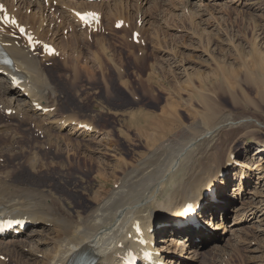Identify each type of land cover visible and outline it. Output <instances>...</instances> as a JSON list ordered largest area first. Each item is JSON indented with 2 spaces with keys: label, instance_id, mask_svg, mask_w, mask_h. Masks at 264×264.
Returning <instances> with one entry per match:
<instances>
[{
  "label": "rangeland",
  "instance_id": "obj_1",
  "mask_svg": "<svg viewBox=\"0 0 264 264\" xmlns=\"http://www.w3.org/2000/svg\"><path fill=\"white\" fill-rule=\"evenodd\" d=\"M58 1H54L53 6L57 10L53 14L51 9L40 14L39 8L34 6H25L28 9L18 13L32 29L38 26L36 31L40 32L41 37L54 44L60 52L59 58L47 59L49 61H43L44 58L37 54L47 78L46 85L57 98L45 102L55 108L53 117L42 115L46 114L43 111L32 112L33 120H26L23 124L12 119L7 123L12 124L8 128L11 130L0 131V151H3L0 172L5 171L0 173L1 176L8 177L12 189H26L30 185L40 187L62 201L70 213L85 214L88 211L85 206L97 204L113 189L123 188L128 194L132 192L130 189H152L168 175L175 161L181 164L189 162L192 143V147L197 145L200 179L205 182L202 188L189 194L197 197L196 200H202L216 189L225 193L222 196H227V204L219 209L217 220L212 222L207 218V221H211L212 235L208 228L206 235L211 236V240L205 243L200 239L191 241L186 238V251H182L175 248V243H171V237L165 233L159 238L157 252L168 253L162 259L167 262L181 255L180 262L184 261L185 264H264V152L254 155L251 152L249 157L247 152L264 143V103L256 92L250 91L253 88L250 85L254 82L246 76L264 72V0H120L97 6L84 4L83 7L100 10L105 25L112 11H124L123 16L129 19L127 32L115 30L114 25L106 26L103 34L107 50L102 64L94 61L98 49L93 40L97 37L92 34L89 40L86 38L91 47H84L81 41L88 33L78 30L76 25L70 26L74 23L72 13L66 16L62 27L52 24L61 22L57 15L62 11L56 4ZM65 1L76 4L72 0ZM47 23L48 26L44 28ZM68 27L71 32L67 33ZM133 28L141 30L142 44L132 41ZM77 35L82 38L77 39ZM73 42H79L80 46H74ZM169 60H173V65ZM223 67H231L233 73L228 70L221 72ZM214 74H218V81L226 87L227 81L234 86L218 89L212 85L217 82L213 80ZM223 74L232 76L224 78ZM198 75H202V78H198ZM207 76L211 78L205 83L207 88L203 92L226 112L225 119L240 124L230 137L227 134L231 128L227 127L223 118L221 124L226 128H221L216 137L203 139L204 133H207L204 130L207 129L202 125L200 127L199 117L196 116L203 114L202 101L196 88ZM9 84L12 91H17L10 81ZM231 95L236 96L237 106L232 104ZM21 97L30 104L29 96ZM247 99L256 104L255 108L245 102ZM45 103L42 104L47 106ZM71 117L75 119L73 122L90 123L96 131H92V127L90 134L75 133L71 129L75 126L70 124ZM63 118L67 120L59 122ZM7 121L2 115L0 123ZM36 123L44 124L42 126L45 128L58 126L60 129L50 132L49 136L40 133L37 139L31 129ZM39 124H36L38 128ZM36 125L33 129H36ZM39 131L43 130L39 128ZM218 138L228 139L233 152L232 162L227 164L228 170L218 174L216 182L212 179L214 181L207 183L210 174L220 164L205 160L213 156L222 144L219 143L222 139ZM11 139L19 143L13 145ZM13 149L14 153L11 152ZM184 153V156H179ZM225 160L226 155L223 156L222 165ZM238 160L252 169L243 168L246 173L249 171L251 183L243 185L241 190L238 173L242 168L235 169ZM70 161L81 164L83 170L80 172L77 169L71 174L68 171ZM144 163L148 169L142 165ZM183 172L178 171L175 177L182 178ZM102 174L103 178L100 177ZM127 180L132 185L124 187ZM204 189L208 191L204 193ZM167 191H160L161 205L166 203ZM124 196L116 211L119 206L120 210L132 203V199L127 200ZM184 203L181 200L174 206L180 214L184 213ZM170 213L171 210L161 207L153 211L152 217L165 218ZM218 223L219 229H216ZM167 224L173 223L162 224L160 227L165 228L159 230L167 231ZM37 225L30 226L33 227V240L25 237L24 244L20 242V236L14 238L17 242L8 248L15 252L11 264L46 262L49 243H53V237L57 235L53 231L56 224L50 223L49 227ZM41 228L43 232H38L37 229ZM37 233L42 236L36 237ZM46 239L47 243L44 242ZM7 240L0 238L1 242ZM132 242L138 248L134 239ZM53 247H57V243H53ZM173 247L175 249H171ZM192 249H196L193 254L190 253ZM3 256L7 255L3 253Z\"/></svg>",
  "mask_w": 264,
  "mask_h": 264
},
{
  "label": "bare ground",
  "instance_id": "obj_2",
  "mask_svg": "<svg viewBox=\"0 0 264 264\" xmlns=\"http://www.w3.org/2000/svg\"><path fill=\"white\" fill-rule=\"evenodd\" d=\"M0 1L9 7V10L12 14L17 16L19 11H22V9H28L31 6L39 8L40 14L45 13L49 9H52L51 6L50 7L46 6V4L41 0H0ZM53 1L54 0H52L51 2L49 0V2L51 3H53ZM59 1L61 4L60 9L62 10V11L60 10L61 14H59V17L61 18V22L59 24L60 26L65 24L66 14L69 15L72 13L74 15L73 17L75 23L77 21L75 18V13L77 11L82 12L79 10V8H86L83 7V5L89 4V3L86 4V2L82 0H72L76 4H72V2H67L65 0H59ZM113 1L117 2L120 0H111L106 3L102 2L98 5L110 4ZM236 1H241V0H236ZM184 4L187 5V2H184ZM95 5L97 6V4H94L93 6ZM25 6H27L28 8H25ZM77 6L78 8H76ZM15 9H17V11H15ZM122 12H119V10L118 12L112 11L111 14H109L108 24L106 26L107 27H109L110 25L115 26V24H117L120 21H124L125 24L128 23L129 19H127L125 15L123 16ZM112 19H114L113 23H112ZM21 22L26 24L24 21ZM130 23L133 24L131 21ZM75 25L77 26V24ZM102 30H103V25L101 24V28L98 27L97 29V34L94 33L97 38L93 40L95 44L94 46H96L98 49V52L94 54V61L96 60L100 64H102V57L106 53L105 50H107L106 49L107 46L105 47L104 44L106 37H104L105 33L103 34ZM135 30L138 31L137 29ZM99 31H101L100 34ZM120 31L127 32L126 26L122 27ZM36 34L38 36L40 35L38 31H36ZM76 37L77 39H79L81 36L77 35ZM86 38L89 39V34L87 35V37L85 36L81 42L84 47L89 48L90 45L88 44ZM0 40L4 45V47L6 48V50L9 52V54L15 60V64L12 68L0 67V69L4 70L3 73H0V119L2 118V112H4L5 119L7 118L8 120L7 122L0 123V131H6L8 128H10L9 124L7 123L12 119H16L19 123H23L24 121L33 118L32 114L36 110V108L32 105L34 102H38L37 105H42V103L49 102V100L50 102L51 100L55 101L57 97H55L54 91L48 88L47 87L48 85H46L47 78L45 77V74L42 71V61L41 59L40 60L38 59L37 54L30 53L29 51H27L25 49L24 44H22L20 41H16L12 39L7 32L0 31ZM73 43L74 46L76 45L80 46L79 42H73ZM78 57L79 56L77 55V59ZM42 58H45L47 60L49 57L47 55H43ZM50 60H53V58ZM169 63L173 65V60H169ZM227 70L233 73L231 67L221 68V72ZM253 74L255 76L246 75L252 80V82H254L253 85H250L251 87H253L250 88V91L256 92L261 97V100L264 103V72L262 74H258L256 72ZM214 75L215 78L213 80L217 82L215 83V85L214 84L212 85L217 87L218 89H223L227 87L232 88V86H234L231 84V82L229 83L227 81V87H226L225 85H223L221 81H218L219 79L217 77L218 74H214ZM223 75L224 78H226L227 75L232 76L230 74H223ZM198 78L201 79L202 75H198ZM210 78L211 76H207L204 79V81L200 82L199 88H196L198 97H200L202 101L201 105L203 110V114L198 113L196 116L199 117L200 127L202 125L204 126V128L207 129V131L204 130V132L207 133H204L203 139L208 137L209 138L216 137L217 135L216 133H219L221 128L224 127L226 128V125L229 129L231 128V131L229 132V134H227V137H230L235 132L234 128L239 126L240 124L239 122L237 123V122L228 121L231 119L228 120L225 119L224 113L226 112H224L223 109H220L216 101H212L211 99H209L208 95H206L203 92V90L207 88L205 83L209 82ZM8 80L11 82L13 87L17 88V91L11 90V86ZM189 83L190 85L192 83L191 76L189 77ZM195 90L193 91V94ZM210 92H217V91H210ZM242 93L243 95H246L244 91H242ZM22 95L24 96L26 95L27 97L28 96L30 97L31 100L30 104L32 105L31 107L29 106L30 105L29 103L23 101L21 97ZM47 95H49V97ZM231 96H233L232 104L234 106H237L238 100L236 96L235 95H231ZM245 102L247 104L254 103L249 99L245 100ZM45 104H47V106H44L43 109L46 110L48 105H50V103L49 104L45 103ZM51 105L53 106V104ZM255 105L256 104H252L254 108ZM8 110L13 111L12 114L9 116L7 115ZM46 113H48L47 114L48 116L53 114L51 111H48ZM223 118L225 119L226 122H224ZM222 119L223 122L226 123V125L221 124ZM74 120L75 119H73L72 117L69 118L70 124L75 125L73 128H71L73 131H75V133L79 131L87 134L91 133V131H86L87 129H84V128H90L92 130L93 126L90 125V123L87 124L84 123V121L73 122ZM52 124L55 125L53 122ZM258 124L261 125V123ZM42 125L44 126V124ZM42 125H40L39 128H41V130H43V132L48 136L50 135V132L52 131L55 132L54 130L57 131V129H60V127L58 126L57 127L48 126L47 128H45ZM12 127L14 128V126ZM35 128L39 132V128L37 127V125ZM129 128H131V126ZM92 131H96V129L93 127ZM220 139L222 140L219 143L222 144L217 148V152L213 156H209L208 158L205 159V160H210V163L216 161L220 163L217 164L216 169L210 174L207 183L214 180L216 182L215 178L218 176V174H221L222 171L228 170L227 164L232 162L231 156L233 155V152L231 151V147H229L230 144L228 139L225 141L223 140V138H218V140ZM13 141H12L13 145L19 143L17 141L15 142ZM48 144H50V146L53 147L51 143ZM192 145L193 144L191 143L190 146L191 149L189 151L192 153V155L190 156L189 162L187 164H181V162L175 161L174 164L171 166L168 175L165 176L162 180L158 181L153 186L152 189H130L132 191L130 194L125 193L123 191L124 190L123 188L113 189L109 195L105 196L103 200L99 201L97 204H94L92 207L85 206L86 209L88 210L87 211L88 213L86 212L87 214L86 213L82 214V212L81 213L78 212L76 214L70 213L69 209L66 206H64V203L62 201L58 200L53 195L47 193L45 189H41L40 187L37 186L30 187L31 186L30 185L27 186L26 189L25 188L12 189L13 185L11 184L9 185V180L7 179L8 177L3 178L1 176L2 174H0V216L23 222L22 225L16 228L19 234L15 235L14 233H11L10 235L7 236L8 240L6 242L0 241V256H2L3 253H5L7 255L5 258H8V259H4V261L0 259V264H11L10 261L12 260V256L15 255V252L8 248L10 247V245H15L14 243L17 242V240L14 241L15 237L20 236L22 238L20 239V242L22 243L25 242V239H23L25 237H27L29 240L34 239V236L31 234L32 233L31 230L33 227H30L33 224L42 225L41 227H45L47 225L49 227L50 223L56 224V226H53V231H56L57 235L56 237H53V243L54 244L57 243V247H53V243H49V248H50L48 254L49 257L46 259V262L44 264H77L78 261H83V264H121L122 263L121 257H125L130 249L135 248V245L132 242V240L133 239L135 240L137 237L133 229V226L136 223L139 224V229L143 231V237L149 241V244L154 241L156 242L157 245L159 238L163 236L165 233H168V236L171 237L170 238L171 243L172 242L175 243L176 245L175 248L179 250L182 249V251H186L187 244L184 243L186 238H189L191 241H193L194 239H200L201 242L203 241L205 243L208 242L209 240H211V236L206 235L207 228L205 225H203V219L206 216L211 215L214 216V218H216L217 220V212L219 211L220 208H222V206L227 204V201L225 200L227 196L226 195L222 196V193L225 194L223 191L221 192L216 191V193H214L213 195H209L207 199L203 198L202 200L201 199L196 200L197 197L191 196L189 194L190 192H194L200 187L202 188L205 182V180L202 181V179H200L201 167H199V159H198L200 154L197 153L198 151L196 150L197 145H195L194 147H192ZM263 147H264V143L258 146L257 145L254 146V149L252 151H247L248 157L251 154V152H253L252 155H254V153L257 152H260L259 154H262L264 152ZM11 152L14 153L15 149H13ZM2 154L3 151H0V158L3 157ZM184 155L185 153L179 156L181 157ZM224 155H226V160L224 162V165H222ZM235 155L236 157H238V154ZM179 156L178 158H180ZM36 157L37 155H35V158ZM238 162H240L241 165L246 166L247 169H250V165L248 164L246 165L243 161L240 160H238ZM69 164H70L69 167L70 169H68V171L71 174L75 173L77 169L80 172L81 170H83L81 164L77 165L76 162L74 161H70ZM142 165H144V167L147 166L145 163ZM148 168L149 167L147 166V169ZM235 169L238 170V167H236ZM180 170L184 171L183 172L184 175L182 178H176L175 173H177ZM244 170L245 169H242L238 173L239 176L241 177V181L239 182L240 190L242 189L243 185L251 183L250 180L251 175L249 174V171L246 173ZM100 177L103 178L104 174H102V176ZM168 180L170 183L167 182ZM125 182L126 184L124 185V187L132 185L129 180ZM215 182L212 183L211 186H213ZM163 185H166L169 188H166ZM211 186H209L208 189ZM164 189L168 190L166 193V203L164 205H161L162 200H161L160 191ZM208 189H204V193L208 191ZM123 196L127 200L132 199V203L130 202L128 204L129 207H123L120 210H119L120 208L119 206L116 211L117 206L121 204ZM181 200L185 202L183 204L184 207L188 203H194L195 205L193 206V208L186 211L184 214H180L179 209L175 208L174 206ZM161 207L171 210V213L165 218H153L152 217L153 211L160 210ZM168 219L170 220L167 221ZM179 220L183 222L195 223L197 224L196 225L197 227H195L192 231H189V233L187 231H179L177 229H173V230L167 229V231L158 230V227L162 224L175 223L178 222ZM219 225L220 224L218 223L216 229H219ZM22 226L24 227L22 228ZM151 229L155 230V233H153V235L148 233V230ZM37 230H39L38 232H43L42 228ZM40 235L41 234L38 235L37 233L36 237ZM38 239L41 240L42 238H38ZM47 241L48 239H46V241L44 242L47 243ZM189 244H192V242H189ZM136 245H138L137 242ZM150 246L151 247L149 248L152 249V244ZM22 247L25 248L23 245ZM175 248L173 247L171 249H175ZM13 249L15 250V248ZM152 250L155 252V257L161 260L164 258L165 255H168V253L160 254L159 252H157L156 247L155 249ZM193 250L196 249L190 250L191 254L195 253L193 252ZM29 256L31 255L29 254ZM180 258L169 259L168 263L185 264L184 261L180 262Z\"/></svg>",
  "mask_w": 264,
  "mask_h": 264
},
{
  "label": "snow or ice",
  "instance_id": "obj_3",
  "mask_svg": "<svg viewBox=\"0 0 264 264\" xmlns=\"http://www.w3.org/2000/svg\"><path fill=\"white\" fill-rule=\"evenodd\" d=\"M22 31H23V29H22ZM138 35V34H137Z\"/></svg>",
  "mask_w": 264,
  "mask_h": 264
}]
</instances>
